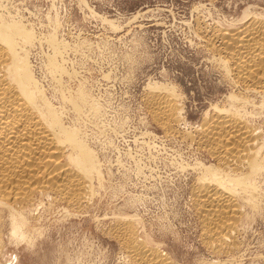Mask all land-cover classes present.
<instances>
[{"label": "rangeland", "instance_id": "obj_1", "mask_svg": "<svg viewBox=\"0 0 264 264\" xmlns=\"http://www.w3.org/2000/svg\"><path fill=\"white\" fill-rule=\"evenodd\" d=\"M250 16L264 18V0H0V28L21 33L14 55L94 167L82 199L40 188L23 202L0 200V264H143L146 253L118 236L121 222L167 264H264V85L236 79L213 38ZM159 86L177 102L171 129L148 106ZM217 109L256 132L253 167L232 169L199 142ZM212 172L238 208L232 246L204 234L195 202Z\"/></svg>", "mask_w": 264, "mask_h": 264}, {"label": "bare ground", "instance_id": "obj_2", "mask_svg": "<svg viewBox=\"0 0 264 264\" xmlns=\"http://www.w3.org/2000/svg\"><path fill=\"white\" fill-rule=\"evenodd\" d=\"M245 22L240 30L229 32L222 29L224 32H221L220 29L219 33L215 31L213 38L219 41V48L217 47L219 51L224 52L230 59L232 68L236 70V79L262 87L264 85V18L250 16ZM17 33L21 36L13 26L0 28V200L5 201L6 204L23 202L33 194V190L40 188L54 189L67 201L82 199L88 184H86L88 179H85L86 173H89L87 165L91 164L93 167L92 152L76 135L77 129L75 133L63 126L56 110L45 99L41 89L34 90L37 81L34 82L35 79L32 78L25 57L14 55L18 44ZM54 41L55 39L51 40V43L54 44ZM227 61L229 62L228 59ZM153 91L147 97L153 117L164 128L171 129L178 118L175 96L161 87ZM37 96L41 99L40 103L37 101ZM253 134L254 132L247 128L236 113L217 109L200 126L197 138L219 159L218 162L231 165L232 169H235L233 166L239 168L240 165L247 164L253 167L255 164V154L251 147ZM254 135H257L256 132ZM63 157H67V161H72L75 167L70 164L69 166ZM252 167L248 171H251ZM205 168L209 172L213 171L210 166ZM223 180L219 174L216 176L212 172L209 181H200L193 193L197 206L199 205L203 212L199 210L202 213L203 222H201L207 229L204 234H209L213 241H218L220 244L225 241L223 244L232 246L233 241L230 240V236H233V222L237 219L238 208L235 207V197L233 198L231 189L223 183ZM229 180L234 182L236 179ZM243 184L237 183L238 186ZM121 225V229L118 230L121 240L131 247L132 252L136 250L135 253L139 252L138 255L141 254L140 252L146 253L143 259H140L142 263L144 261L143 264L169 262L167 257L155 254L152 250L147 253L149 247L148 250L145 247V250H142L143 246L141 247L139 242L136 243L133 239L131 225L122 222Z\"/></svg>", "mask_w": 264, "mask_h": 264}]
</instances>
